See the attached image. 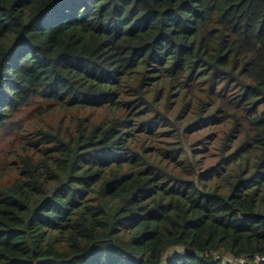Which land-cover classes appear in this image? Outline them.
Masks as SVG:
<instances>
[{
    "label": "trees",
    "instance_id": "1",
    "mask_svg": "<svg viewBox=\"0 0 264 264\" xmlns=\"http://www.w3.org/2000/svg\"><path fill=\"white\" fill-rule=\"evenodd\" d=\"M35 113L0 264H264V0H0V130Z\"/></svg>",
    "mask_w": 264,
    "mask_h": 264
},
{
    "label": "rangeland",
    "instance_id": "2",
    "mask_svg": "<svg viewBox=\"0 0 264 264\" xmlns=\"http://www.w3.org/2000/svg\"><path fill=\"white\" fill-rule=\"evenodd\" d=\"M44 117V116H43ZM56 118L58 119V117L56 116L55 113L52 114H48L46 117H44V120L46 123H56ZM42 119V118H41ZM41 119H39L37 117V114H31L27 117H22L19 119H14L13 123H10L8 126L9 129L6 131H2L0 130V149H5L7 148V144H10V140L12 139V141H17L18 142V146L17 150L20 151V153L23 150H27L29 147H26V145L28 144V138L31 136L32 131L34 130L35 126L39 127L41 125ZM13 132H15V136H20V141L18 140V137L16 139L15 136H13ZM11 133V134H10ZM9 136V137H8ZM4 151H7L6 149ZM3 151V152H4ZM2 152V153H3ZM16 156L13 153L8 154L7 156H5L3 158V166H6V168H10V166L16 162ZM7 171V170H6ZM3 172V170H0V176H2L3 174L6 173ZM14 172H10L7 176H11L13 175ZM5 178V177H4ZM3 178V179H4Z\"/></svg>",
    "mask_w": 264,
    "mask_h": 264
}]
</instances>
